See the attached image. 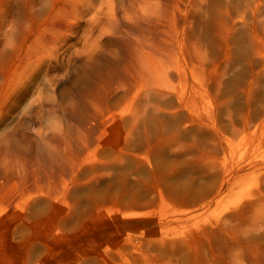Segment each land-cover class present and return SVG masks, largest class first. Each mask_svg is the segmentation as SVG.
I'll list each match as a JSON object with an SVG mask.
<instances>
[{
  "label": "rangeland",
  "instance_id": "374dc122",
  "mask_svg": "<svg viewBox=\"0 0 264 264\" xmlns=\"http://www.w3.org/2000/svg\"><path fill=\"white\" fill-rule=\"evenodd\" d=\"M77 1L0 0V147L22 142L0 152V264H264V0H113L132 23L161 7L179 60L125 76L88 135L60 102L108 12ZM69 133L74 169L27 180L26 149Z\"/></svg>",
  "mask_w": 264,
  "mask_h": 264
},
{
  "label": "bare ground",
  "instance_id": "6f19581e",
  "mask_svg": "<svg viewBox=\"0 0 264 264\" xmlns=\"http://www.w3.org/2000/svg\"><path fill=\"white\" fill-rule=\"evenodd\" d=\"M114 1H116L119 6L122 3V0ZM114 1L103 0L101 6L98 9H104L107 6L105 13L108 12V15H100L101 19L99 22L102 23L97 26L100 32L97 35L95 34L96 36L94 35V37H97V39L100 37L99 42L105 41L103 43L104 47H96L98 45L97 44L96 46H92L94 48L93 50L89 51L91 56L87 57L89 54L86 53L87 58L84 60V63L81 64V68L75 79V85L77 86L78 90L77 93H79L77 94L78 97H76L77 100L72 101L74 92L70 90L71 92L68 91V93L65 94L63 101L60 102V105L62 106L61 108L65 110L67 114L72 116V118L79 120V122L84 126L87 131V135L91 134V132L95 130L96 126L94 124L104 118L107 113L112 110V108L109 106V98L115 91L113 92L111 89L120 86L122 84L121 82L123 81L122 79L125 78V76L132 78L133 82L135 79V82H138V79L147 80L148 78H151L162 72L163 75L166 76L167 71H170H165L166 69H164L163 64L167 66L166 63H173L171 61L177 58V56L175 57L172 54V45L170 42L167 41L165 43L163 40H161L162 38L160 39V35L163 34V29L158 28L163 25V9L161 7L153 6L154 10H152L150 13L148 12V14L147 11H149L150 7L146 8V6L150 5V2H148L147 5H141V8L144 9L141 14L143 16L141 22L142 24L135 22L132 23L125 21L124 18H120L121 11ZM74 3L75 4L73 8H78V1L74 0ZM123 5L126 6V2ZM120 7L123 9L122 5ZM85 10L87 13V9ZM95 10L97 9L95 8ZM125 14L126 12L124 15ZM94 19L97 21L96 18ZM51 20L53 21L52 18ZM59 26L61 25L59 24ZM124 26L127 27L128 30L123 29ZM172 31V28L169 27V30L166 31L165 34L170 38L171 34L173 33ZM131 33L138 34V36H132ZM155 37H157V40ZM77 42H79V39ZM92 47L90 49H92ZM177 59L179 60V57ZM166 68L169 69V66ZM128 84L133 86V83H129V79ZM68 96H70V100ZM93 105L99 106L98 113L93 110ZM82 132L83 134H80V137L78 136L80 139L85 136V131L82 130ZM74 134L75 133H69L65 139H59L61 143L65 144L63 148L56 147L49 143L45 144L44 146H40L38 152L44 157L45 161H39L37 158L33 160L32 156H28L29 151L26 149L27 152H23L25 154V160H23L25 165H28V167L36 165L35 168L27 170V180L35 178V183H37L41 178L47 177L49 181L48 186L51 187V180H53L52 171L57 172V170H64L65 172H68L71 171L68 170L70 166L73 167V170V165L76 162L75 156L81 150L82 145H85L84 142L82 145L77 146V142L79 140H72ZM73 142L75 144H73ZM21 143L22 142L19 141L9 142V145L0 147V152L4 150L6 152H11V154L19 153L22 147ZM9 146H11V148ZM1 159L2 157L0 154V161ZM47 166L51 167L52 169L48 170L46 168ZM10 171L11 170H8L7 172ZM14 173H8V177L14 176ZM18 184L19 183L16 182L14 185L16 189H20L18 188Z\"/></svg>",
  "mask_w": 264,
  "mask_h": 264
}]
</instances>
